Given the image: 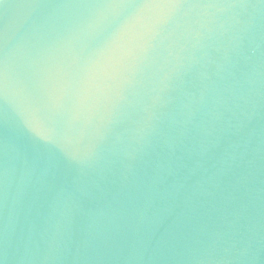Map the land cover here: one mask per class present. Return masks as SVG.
I'll return each mask as SVG.
<instances>
[{
    "label": "water",
    "instance_id": "1",
    "mask_svg": "<svg viewBox=\"0 0 264 264\" xmlns=\"http://www.w3.org/2000/svg\"><path fill=\"white\" fill-rule=\"evenodd\" d=\"M0 264H264V0H0Z\"/></svg>",
    "mask_w": 264,
    "mask_h": 264
}]
</instances>
